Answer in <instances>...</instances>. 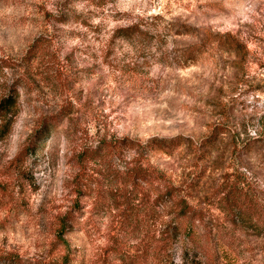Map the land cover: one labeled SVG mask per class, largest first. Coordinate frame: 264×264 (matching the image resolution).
<instances>
[{"label": "rangeland", "instance_id": "rangeland-1", "mask_svg": "<svg viewBox=\"0 0 264 264\" xmlns=\"http://www.w3.org/2000/svg\"><path fill=\"white\" fill-rule=\"evenodd\" d=\"M102 3L0 0V98L19 93L0 142V184L13 197L0 204V264H264V237L232 224L220 193L237 183V202L255 219L260 208L264 220V0ZM66 9L76 14L62 21ZM133 25L143 35L119 32ZM207 31L231 33L246 54L213 44L185 64L180 56ZM214 132L223 133L203 147ZM176 136L189 140L173 156L148 159L175 186L198 184L190 201L198 234L170 240L168 256H157L150 248L172 216L152 195L126 219L106 207L105 179V204L93 214L96 195L84 185L94 189L110 160L88 159L105 139ZM119 156L124 171L130 157ZM69 214L79 222L59 242Z\"/></svg>", "mask_w": 264, "mask_h": 264}, {"label": "trees", "instance_id": "trees-1", "mask_svg": "<svg viewBox=\"0 0 264 264\" xmlns=\"http://www.w3.org/2000/svg\"><path fill=\"white\" fill-rule=\"evenodd\" d=\"M68 2H89L103 4V0H68ZM69 12L72 15L76 14L75 10L66 9L62 21H65L69 18ZM119 32H122L128 36H133L135 32H137L139 35H143V31L135 25L124 28ZM213 44H215L216 47L226 50L227 52L238 53L242 57H244L247 52L244 44L241 43V41L231 33L227 32L222 34H214L210 31H207L205 33L204 40L199 44L188 47L182 53L180 58L187 65L194 64L205 54L208 46H212ZM36 46L37 43L31 45L28 54H32L33 50L35 51ZM24 59L29 61L28 56H25ZM3 62H6V60H3L2 63ZM6 66L9 65L7 64ZM18 99L19 93L14 89H12L7 96L0 98V142L9 134L12 125V118L17 112L16 109ZM69 115L70 112L67 111L64 116ZM64 116L61 118H64ZM43 125H45V123H43ZM43 128L45 129L46 126ZM46 130L47 129H45V131ZM43 132L44 131H37L35 136ZM219 133L223 132H214L210 136L206 137L202 142L203 147L211 149L217 142ZM188 140L189 139L183 138L181 136H176L170 138L152 137L145 141L130 137H113L108 140L105 139L100 141L96 148L91 152V157L88 159V161L95 164V166L100 167L102 166V163L98 162L109 156V160L113 163H110V161L109 164L107 163L108 165L105 167V177L101 171L100 173L98 172L100 179H93V182L90 183L94 184V189H92L89 184L84 185L87 186V190L91 192L90 194H87V196H90L92 193L96 195L94 196V205L91 209L92 213L94 214L95 210L103 209V205L105 204L104 202L106 201V198L103 194L105 188L104 182L106 180L107 184L109 185L107 199L110 202V204H107L106 207H112L113 209L122 208L121 210L123 213H125V216L127 217L126 219L131 220L132 218H136L138 212L136 201L140 199L142 201H146L148 204L152 195H155V204L159 208L166 210L167 215L172 216L174 225L171 227V230H168L167 226H165L164 230L160 231L157 236L158 239H156L155 248H150V251L155 252L157 256L163 254L168 256L170 240L176 241L183 237L188 243L191 241L193 242L198 234L196 230L198 211L194 208L190 201H194L196 198V193L199 190L198 184H189L185 189L180 186H175L170 181V178H168L167 174L164 171L159 170L155 165H152L148 159L150 155H166L168 157L173 156L182 146L187 144ZM256 140L257 139H253L250 143L255 144L257 142ZM30 143L32 144V142ZM29 148H31V146L26 148V153H28L27 149ZM124 151L126 154H128L130 159L128 163H126L124 171H121L114 162L120 158L119 155H122ZM83 160L84 159H82L81 162H83ZM80 166L81 171L85 172L84 165ZM237 186L238 184L235 183L234 187L232 186L229 189H225V192H220L222 194L221 202L226 206V208H228L230 213H233V216H231V223L236 224V222H238L245 230L250 232L249 234L263 238L264 220H260L262 217L261 209L258 208L259 210L257 211V219L250 215L246 209H243L242 204H239L236 200V197L232 195L234 190L237 191L236 193L242 194V189L238 191L236 188ZM77 192L78 195H83L84 189L82 190V187L79 186ZM0 194L1 209H6L7 202L2 200L3 197L7 196L10 201L13 200V197H9L8 192H6V187L3 184H0ZM14 204L15 206L13 205V208L19 207L17 202H14ZM76 221L79 222L78 219H74V217L71 215L70 218H66L63 221L59 227L60 235L59 233L57 234L59 242L64 243L65 232L71 231ZM204 236L207 237V234H204ZM150 251H146V254H149ZM169 263L172 264L171 261Z\"/></svg>", "mask_w": 264, "mask_h": 264}]
</instances>
